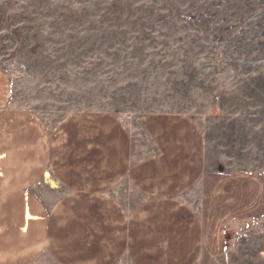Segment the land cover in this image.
Segmentation results:
<instances>
[{
  "label": "rangeland",
  "instance_id": "1",
  "mask_svg": "<svg viewBox=\"0 0 264 264\" xmlns=\"http://www.w3.org/2000/svg\"><path fill=\"white\" fill-rule=\"evenodd\" d=\"M0 69L12 104L50 136L64 118L102 113L137 148L146 114L190 119L204 164L183 196L201 228L189 264H264V0H0ZM27 189L56 235L38 264H136L110 242L144 199L127 179L63 202L71 192L48 162ZM108 199L120 224H108Z\"/></svg>",
  "mask_w": 264,
  "mask_h": 264
},
{
  "label": "crops",
  "instance_id": "2",
  "mask_svg": "<svg viewBox=\"0 0 264 264\" xmlns=\"http://www.w3.org/2000/svg\"><path fill=\"white\" fill-rule=\"evenodd\" d=\"M11 93L10 78L0 69V264H38L56 236L27 189L48 162L71 192L63 202L90 201L87 194L110 189L121 179L138 189L144 199L135 200L131 221L120 227L124 239L110 241L115 248L127 244L136 264L193 260L201 228L183 196L202 172L204 146L190 119L146 114L141 123L148 140L137 148L128 131L102 113L64 118L50 136L30 111L12 104ZM146 149L150 151L142 156ZM121 218L116 202L108 199V224H120Z\"/></svg>",
  "mask_w": 264,
  "mask_h": 264
}]
</instances>
